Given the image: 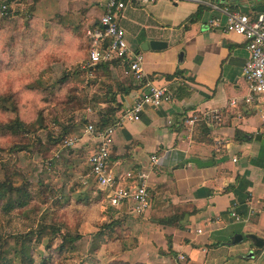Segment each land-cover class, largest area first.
Returning <instances> with one entry per match:
<instances>
[{
	"label": "crops",
	"instance_id": "0c3cea01",
	"mask_svg": "<svg viewBox=\"0 0 264 264\" xmlns=\"http://www.w3.org/2000/svg\"><path fill=\"white\" fill-rule=\"evenodd\" d=\"M61 1L68 21L87 20L97 25L105 12L106 0ZM123 1L117 22L131 47L143 54L144 80L134 79L127 94L115 96L121 104L116 116L121 117L123 109L146 91V85L166 86L173 95L159 106L146 105L138 121L122 119L112 135L107 166L117 181L132 184L144 172L150 190L160 188L151 194V206L142 215L133 214L127 205L118 208L119 215H132L138 231L130 252L135 261L152 264H264L263 250H256L255 257L249 259L242 257L250 249L248 243L225 245L234 233L264 238V128L259 107L243 99L248 92L243 76L249 57L245 39L210 24L215 17L225 20L224 7L256 15L254 8L264 5V0H186L192 3L190 11L178 22L166 15L172 12L167 10V1L176 5L182 0ZM198 8L199 19L186 23ZM150 40L165 41L167 46L143 50L141 45ZM69 61V65L79 64L76 77L87 76L88 53L72 52ZM120 64L111 65L110 75L98 79L99 88L107 85L114 90V78L132 76L128 66ZM177 70L182 71V77L165 78ZM179 82L187 85L190 93L178 98L174 91ZM99 95L97 105L102 108L110 96ZM210 112H217L219 118L202 119ZM193 115L201 119L186 124ZM198 121L209 127L207 134L196 125ZM76 138L72 145L89 152L88 156L96 150L95 137L83 133ZM154 155L156 162L152 161ZM191 158L210 163L199 166L190 162ZM167 187L171 191L163 192ZM154 197L169 206L170 213L160 217L179 215L177 224L183 228L157 223L151 215Z\"/></svg>",
	"mask_w": 264,
	"mask_h": 264
},
{
	"label": "rangeland",
	"instance_id": "374dc122",
	"mask_svg": "<svg viewBox=\"0 0 264 264\" xmlns=\"http://www.w3.org/2000/svg\"><path fill=\"white\" fill-rule=\"evenodd\" d=\"M167 4H169L167 10L170 9L172 12L166 13V15H171L173 20L177 22L188 15L190 11L188 7L192 5L186 0L179 1L176 5L172 1H167ZM22 5L23 7L13 5L11 8L12 15L9 19L18 15V18L16 17L18 23H11L9 19L2 21L3 15H0V93L11 88L12 90L14 89L17 92L15 101L18 114L24 121L35 126L41 115L47 122L55 114L54 109L59 107L56 102L46 101L45 98L48 96L46 92L41 89H30L27 84L35 79L40 83V86L49 87V85L57 82L64 69L70 70L77 67L79 65L77 63L69 65L71 63L69 58L72 52L81 51L88 53L86 30L91 26V23L87 20L82 23H77L75 20H65L63 15L65 7L62 6L61 0H24ZM15 12L18 13L16 14ZM12 38H16L17 42L22 41L17 45L24 47L28 53L26 64L24 63L21 71L18 72L20 76L13 77L11 75L7 76L4 68L8 55L6 44ZM79 42L81 50L78 48ZM75 78V82L79 85H77L78 89L74 94L82 96V98H89L94 87L86 86V77L84 75ZM59 90L60 86H57L54 91L58 93ZM63 90H66V88ZM97 110L98 106L85 103L80 108L76 107L74 112L69 110L67 114L73 113L75 120L81 117L87 118V124H94L98 118L96 116ZM14 115V113L0 110V120L9 119ZM84 130L85 126L73 130L67 140L70 137L82 135L85 133ZM67 140L61 150L73 162L69 175V184H76L77 181L87 176L89 171L87 164L89 152H84L78 147L69 145L66 143ZM9 143V138L0 136V147L7 148ZM70 152L72 153L70 154ZM0 156L6 158L7 154L0 152ZM17 165L24 170L27 178L34 184V188H38V181L56 188L63 184L61 171L64 167H61L62 165L57 162L52 168L45 167L47 164L43 163L40 154L37 152L30 154L26 152L19 153ZM86 179L88 178L86 177ZM91 182L92 180L88 179L86 185L80 186L75 190L85 192L91 188V191L89 190L91 192L90 204L83 201V199L80 201L73 199V202L76 203L63 211L56 210L54 207L48 208L47 205H42L40 208L39 216H44L42 218L43 222L47 224L55 223L60 226L63 232L70 231L81 234V239L74 243L75 249L73 251H68L61 256L54 249V251H50L52 259L48 264H142L135 261L133 254L130 252L136 244L138 235L132 215L129 214L127 216L126 213L121 215L116 213L115 216L119 218L123 215V219H120L121 224L115 227L111 235H98L100 225L104 222H109L112 218H109L108 213L101 215V210L105 211L108 204L105 200L95 203L93 198L96 196L97 190L94 185H91ZM88 184L89 187H87ZM165 191H171V187L163 188V192ZM54 198L52 197L51 200ZM155 204L153 207V209L155 208V214L158 210L161 211L158 212V216H161V213L163 215L170 213L168 211L169 206H166V203L161 202L160 199ZM154 212L151 213L152 217L156 216L153 215ZM12 217L14 218L10 223H0L1 233L14 230L21 231L26 229V226L29 227V220H24L15 213ZM37 222L39 221L34 223ZM57 244H59V240L55 242L54 246ZM123 244L127 248L121 251Z\"/></svg>",
	"mask_w": 264,
	"mask_h": 264
},
{
	"label": "trees",
	"instance_id": "16d2710c",
	"mask_svg": "<svg viewBox=\"0 0 264 264\" xmlns=\"http://www.w3.org/2000/svg\"><path fill=\"white\" fill-rule=\"evenodd\" d=\"M0 2L5 3L7 6L5 14H3V17L1 18V20L4 21L11 17L12 6L17 5L21 7L24 0H0ZM229 8L233 9L231 6ZM200 12L201 9L198 8L194 13L190 14L186 18V23L190 24L197 21ZM254 12V14H264V5L255 7ZM15 13L17 14L18 12ZM17 16L18 15L13 16L9 21L11 23H18ZM94 26L96 25L92 24L90 27ZM86 38L89 47L90 40L87 36ZM21 42H17L15 38H12L9 43L6 44L8 47V55L7 60H5L4 68L7 76H20L18 72L21 71L23 64H26L28 53L24 47L17 45ZM78 48L79 50L82 49L80 47V42ZM119 64L122 67L127 66V63L115 59L98 62L95 66L84 70L85 73L87 72L86 86L94 87V89L97 86L95 89L96 93L92 94L89 98H82V96L74 94L78 89L77 85H79L75 82L76 74L79 73L77 67L70 70L64 69L57 82L49 85V87L40 86V83L35 79L30 81L27 84L28 88L43 90L48 94L45 98L46 101L56 102L59 107L54 109L55 114H53L47 122L41 115L35 126L24 121L18 114L17 103L15 101V94H17V92L14 89L12 90L11 88L0 93V110L15 114L9 119L0 120V136L10 139L7 148L0 147V152L7 154L6 158L0 156V223H10L14 218L12 217L14 213L17 216H21L22 219L29 220L30 222L29 227L26 226V229L24 230L0 232V264H48L52 259L50 251L54 249L55 252L61 256L68 251H73L75 249L74 243L81 239V234L77 232H63L59 225L43 222L42 218L44 216H39V210L42 205H47L48 208L54 207L56 210L63 211L65 208H70L72 207V204L76 203L73 202V199H75V201L83 199L86 203L91 201V188L85 192L75 191L78 187L86 185L83 182L84 178L77 181L76 184H69V175L70 170L73 167V162H71L70 158L65 156L64 151L61 150V147L65 146L64 143L73 130H77L81 126H86L88 119L81 117L80 119L75 120L73 113L68 115L67 112L69 110L70 112H74L76 107L80 108L85 103L98 106L97 98L100 96V93H103L106 96L109 95L110 99L105 100L104 107L100 108V106H98V118L95 120V123L92 124L97 131L114 125L118 121L116 112L121 108V104L116 101L115 96L117 94H127L134 85V78H132L131 75L125 76L121 79L114 78V90L107 85L104 86V88H99L98 79L101 76L110 75L111 65L118 66ZM89 72H92L91 75L88 74ZM174 77H182V71L177 70L172 75H165V78L167 79H172ZM57 86H60V90L58 91L59 94L54 91ZM65 88L66 90H63ZM174 92L176 97L179 98L183 95L189 94L190 90L187 85L179 82ZM196 125H198L206 134L208 133L209 127L203 121H198ZM21 152H26L28 154L37 152L40 154L43 163L47 164L45 167L48 168H52L56 165V162L60 163L62 165L61 167H64L61 171L63 184L56 188L54 186L50 187L49 184H45L42 181H38V188H34V184L27 178L24 170L17 165L18 154ZM71 153L72 152H70V154ZM90 176L91 174H89L87 178ZM91 183V185H94L97 190V194L93 198L95 199V203L100 200L106 201L107 191L98 186L95 181L92 180ZM87 187H89V184ZM148 190L151 196V194L158 192L160 188L158 186L152 191L148 186ZM52 197L55 198L51 200ZM156 197L153 198L154 200L152 199L154 205H156L155 203H158L160 199H157ZM107 213L109 218L112 219L109 222H104L100 225L98 235H111L115 227L121 224L120 219H123V215L121 218L115 216V214L118 213V208L108 205L105 211L101 210L102 216ZM153 215H156L155 212ZM154 218H156L158 224L177 225L179 228H183L181 223L177 224L181 221V216L179 215L162 217L156 215ZM35 221L39 222L34 223ZM57 240H59V244L54 246ZM126 248L125 244H123L121 251L126 250ZM168 248L171 250L170 247Z\"/></svg>",
	"mask_w": 264,
	"mask_h": 264
},
{
	"label": "built area",
	"instance_id": "2783aa9c",
	"mask_svg": "<svg viewBox=\"0 0 264 264\" xmlns=\"http://www.w3.org/2000/svg\"><path fill=\"white\" fill-rule=\"evenodd\" d=\"M141 3H152L156 0H139ZM123 0H106L105 12L94 27L86 30V36L90 40L88 50V62L86 68H91L101 61L120 60L127 63L130 72L136 81H143V54L135 51L128 43L126 33L117 22L118 13L124 8ZM7 6L0 2V15L5 14ZM222 12L225 20L215 17L210 20L214 27H223L228 33H235L245 39L249 57L243 67V76L248 83V92L244 96V102L259 107V118L264 128V14L248 15L236 10L224 7ZM92 72L88 74L91 75ZM147 89L137 96L131 105L126 106L118 118V121L103 130L97 131L92 123L85 126V134L97 139L96 150L87 158L89 174L98 186L107 191V204L116 208L122 205L130 207L135 215L146 213L151 206V196L147 186V174L140 172L132 184L117 181L112 171L108 168V158L112 145L114 128L122 119L138 121L146 105L159 106L172 99V92L166 86L146 85ZM234 104L235 102L232 101ZM217 112L203 115L202 119L217 120ZM201 119L198 115L187 118L184 122L194 124ZM76 137H70L66 143L72 145ZM156 162V156H152ZM131 175L130 173L127 174ZM86 184L85 181H83ZM264 210V204L262 205ZM234 216L235 213H232Z\"/></svg>",
	"mask_w": 264,
	"mask_h": 264
},
{
	"label": "water",
	"instance_id": "95a60500",
	"mask_svg": "<svg viewBox=\"0 0 264 264\" xmlns=\"http://www.w3.org/2000/svg\"><path fill=\"white\" fill-rule=\"evenodd\" d=\"M167 46V43L162 40H150L145 42L141 45L143 50L153 49V50H160ZM192 163H195L199 166L208 165L210 162H201L196 158H191L189 160ZM244 243H248L250 246L249 251L247 254L242 255L244 258L252 259L256 255V250H263L264 252V238L257 236L254 233H234L231 237L228 238L225 245L227 247H232L235 245H241Z\"/></svg>",
	"mask_w": 264,
	"mask_h": 264
}]
</instances>
